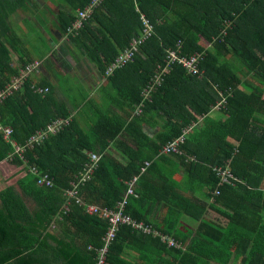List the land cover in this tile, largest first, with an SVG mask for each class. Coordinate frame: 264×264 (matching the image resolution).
<instances>
[{"label": "trees", "instance_id": "trees-1", "mask_svg": "<svg viewBox=\"0 0 264 264\" xmlns=\"http://www.w3.org/2000/svg\"><path fill=\"white\" fill-rule=\"evenodd\" d=\"M91 1L77 0L78 10H84ZM110 9L125 14V18L129 14L130 21L133 16L135 38L143 30L141 17L153 29L140 54L133 62L116 70L113 76L126 67L137 66L142 73L143 88L155 75L163 72L169 52L176 51L179 56L185 57L204 53L198 65V74L186 72L180 64H171L170 70L163 73L162 84L153 91L151 100L145 102L143 112L156 108L159 102L166 101L170 106L171 100L179 95L175 98L178 104L192 108L196 113L182 125H170L164 133L166 139L160 146L161 150L163 145L178 138L189 126L198 123L199 118L208 121L210 109L221 99L219 94H227L224 105L227 118L214 123L209 129L212 128L215 135H225L232 142L216 140L218 143H214L210 138L204 141L209 142L211 153L192 150L191 135L197 129H190L179 146L181 153L175 155H181L186 163L207 172L208 198L214 205L228 208L231 214L221 213L228 219L226 231L215 224L202 223L201 233L185 247L183 253L167 249L158 238L138 234L131 227L122 226L109 248L105 264H264V0H104L94 9L78 34L80 38L79 35L86 32L90 42L94 41L95 51H104L102 48L109 40L107 35L98 38V30L92 32L88 25L94 23L103 28L100 19L109 20L103 11L110 13ZM115 14L112 12L110 15L113 18ZM60 20L63 24L61 31L65 34L74 20L72 18L68 23L63 18ZM132 37L133 34L126 39V47ZM202 40L210 45H203ZM113 54L110 58H103L104 72L119 55L116 52ZM27 65L25 63L24 69ZM30 77L22 87H25V92H16V96L8 98L3 105L12 103L18 106L19 113L27 114L24 119L35 121V125L19 129L16 120H7L6 114L0 111V125L12 126L14 130L11 142L5 141L0 132V163L7 161L14 152L12 142L25 145L47 124L68 116L57 113L49 119L37 116L35 120V116L28 113V108L32 106L30 99L33 98L37 99L39 109L46 108L47 101L36 89H46L45 96L49 92L44 84L34 85ZM141 87L136 89L135 104L143 101ZM19 95L25 98V105L16 101ZM172 114H180V111L171 112L170 116ZM119 123L114 118L100 117L91 131L93 138L103 135L105 143L97 138L94 143L78 141L77 146L65 148L64 142L72 144L70 124L57 135L27 148L25 161L16 157L9 163L25 167L26 172L35 168L39 174L48 175L53 186L37 187L35 177L28 173L26 177L17 179L14 186L0 190V264H96V251L104 246L103 238L109 231V224L100 216L87 214L86 206L115 209L124 197L127 184L141 170V167L130 163L123 165L115 161L106 151L107 140H115L120 133L122 124ZM83 150L96 153L100 161L90 180L78 188L81 200L78 204L67 199L66 192L86 163ZM201 161H205L206 169L199 166L204 165ZM226 164L235 181L220 185L216 170H225ZM136 192L140 199L129 200L127 213L137 221L152 226L153 230L171 235L172 225L160 226L158 221L138 212L147 195L139 190ZM29 202L33 205L31 210ZM66 205L67 210L63 213ZM58 215L77 230L81 249L73 250L69 246L70 251L65 250L64 241H58L49 232L54 217ZM179 217L180 214H176L174 220ZM163 221L166 219H162L161 223ZM165 256L170 260H166Z\"/></svg>", "mask_w": 264, "mask_h": 264}, {"label": "crops", "instance_id": "crops-1", "mask_svg": "<svg viewBox=\"0 0 264 264\" xmlns=\"http://www.w3.org/2000/svg\"><path fill=\"white\" fill-rule=\"evenodd\" d=\"M76 1L0 0V91L19 76L25 63L40 61V72L32 75L30 79L34 85L44 84L49 89L46 96L41 95L47 104L46 108L39 109L36 106L38 105L37 99H30L32 106L28 108V113L35 116V120L37 116L49 119L57 113L68 115L66 117L71 116L72 137L70 139L72 144L70 146L64 142L65 148L77 146L78 141L82 143L93 141L94 143L97 138L105 143L103 135H95L93 138L91 127L98 118L107 116L120 122L119 125L122 124L117 138L107 140V153L123 165L130 163L137 168H142L146 163L151 164L136 186V191L139 190L147 195L145 203L138 209V212L150 220L158 221L160 226L172 225L171 235L163 234L156 229L155 231L172 239L177 243L178 248H169L159 237L151 235L153 238H158L167 249L183 253L185 247H188L190 242L198 237V233H201L202 223L209 222L226 231L228 219L221 213L231 214V212L228 208L214 205L213 201L208 198L210 188L206 186L209 182L207 172L200 171L196 169L198 167L186 163L181 155L179 157L175 154L163 155L159 151L166 139L164 133L170 125L172 123L182 125L196 114L195 111L179 105L178 100L175 99L178 95L171 100L170 106L166 101L159 102L156 108L152 107L147 112L135 115L134 111L139 103H134L137 96L136 89L143 85L139 67H126L110 77L105 76L102 67L104 57L110 58L114 52L118 55L126 47V39L132 34L131 40L135 38L132 32L133 16L130 21L129 14L125 18L123 17L125 14L112 11V9L109 10L110 13L103 11L109 19H100L103 28L94 23L91 26L88 25L92 32L98 30V38L107 35L109 40L102 48L104 51H95L94 41L90 42L86 32L79 35L80 38L78 37L80 31H78L73 38L65 39L66 32L73 23L67 28L65 34L61 31L63 24L60 23V18L67 23L72 18L76 20L77 13L80 11ZM112 12L116 13L113 18L110 15ZM100 30H102L101 35ZM201 43L205 46L210 45L204 40ZM24 89L25 87L17 93H24ZM219 95L221 99L210 109L207 117L209 120L203 121L204 118L201 117L198 123L189 126L192 130L197 129L191 135L192 150L211 153L209 142L204 141L210 138L214 143H218L216 140L232 142V139L225 135L223 137L222 134L215 135L212 133V128L209 129L214 123L227 118L225 107L221 109L215 107L223 97H226L225 101H227L228 96L227 94ZM7 99L0 101V111L6 114L7 120H16L19 129L35 125V121L29 118L24 119L27 114L19 113L18 106L12 103L3 105ZM16 101L25 105V98H22V95H19ZM167 110L171 111L167 112ZM175 111H180V114L170 116L171 112ZM0 126L12 128L9 125ZM213 136L216 138L212 139ZM82 153L86 155L85 166L89 161L88 155L94 152L83 150ZM190 161L193 162L192 158ZM201 163L204 165L199 166L206 169L205 161ZM227 167L228 164H226V169ZM25 169V167H16L6 161L0 163V190L14 186L17 179L24 178ZM136 193L138 198L135 200H139L140 195ZM28 206L30 210L33 208L30 202ZM62 212L64 213V210ZM176 214H180L178 220H174ZM162 219L166 221L161 223ZM49 232L58 241H64L65 250L70 251L69 246L73 250L81 249V240L77 238V230L72 225L63 222L60 215L54 217Z\"/></svg>", "mask_w": 264, "mask_h": 264}, {"label": "built area", "instance_id": "built-area-1", "mask_svg": "<svg viewBox=\"0 0 264 264\" xmlns=\"http://www.w3.org/2000/svg\"><path fill=\"white\" fill-rule=\"evenodd\" d=\"M103 1L104 0H92L91 3L84 10L79 11L77 13L76 20L66 32V40L76 36V33L82 29L84 23H86L90 19L94 12V9L100 6ZM141 22L143 26L141 35L132 39L129 42L128 46L107 66V69L104 72L106 77L112 76L116 70H119L126 64L133 62L135 57L140 54L143 45L152 36L153 29L149 22L144 17H141ZM203 55L204 53H196L190 57H185L179 56L176 51L169 52L166 59L165 69L163 70V72L158 75H155V77L150 81V83L146 84L145 87L142 89L141 98L143 99V101L137 104L134 111L135 115H140L143 113L145 102L151 100V95L153 91H156V89L162 84L163 73H167L168 70H170L171 64H180L186 72L190 74H198V65L202 60ZM40 65V61H34L31 64H28L11 84H9L6 88L0 91V101L11 97L16 92H19L30 76L40 72ZM46 91V89H36V92L40 94H43ZM225 102V98L223 97L215 108H224ZM70 123L71 116L66 118H57L53 120L50 124H48L45 129L39 130L35 134H33L28 139L25 145H19L16 142H12L14 152L9 155L6 162L12 163L16 157H18L21 161H25V152L27 148H31L35 144L41 143L51 135H56L60 133L66 127H68ZM189 130L190 128H188V130L183 131L178 138L163 145L160 150V153L163 155L180 154L181 151L179 150V146L184 142L185 134L188 133ZM0 132L2 133L4 140L11 142V136L14 133V130L12 128L0 126ZM88 157V163L84 166L75 183L71 184L70 190L66 192L67 199L74 200L78 204H81V200L78 197V188L90 180L91 176L93 175V172L96 170L98 163V155L90 153ZM150 167L151 164L146 163L141 168L139 175L134 177L127 184V189L124 194V197L122 201L117 204L115 209L100 208L95 205L86 206L87 214L100 216L101 218L105 219L109 224V231L107 234H105L106 236H104L103 238L104 246H102L103 248H101L100 250L96 251V264L106 263L109 248L112 245V242L115 240L117 233L119 232L122 226L131 227L135 232L140 234H148L159 237V239L162 242L166 243L169 248H178L177 243H175L172 239L153 230L152 226L144 223L143 221H137L129 213H127L129 200L138 198V195L136 193V186L138 184V181L141 176L146 174ZM25 173V177L28 175V173L35 177L37 187L51 188L53 186V182L49 178V176L46 174H39L35 168H30L29 171ZM216 174L218 175V178L220 180V185L230 184L231 182L235 181L233 177L228 173L227 169H217ZM216 195H218V192H216ZM67 205L63 208L64 213L66 212L65 210H67Z\"/></svg>", "mask_w": 264, "mask_h": 264}, {"label": "rangeland", "instance_id": "rangeland-1", "mask_svg": "<svg viewBox=\"0 0 264 264\" xmlns=\"http://www.w3.org/2000/svg\"><path fill=\"white\" fill-rule=\"evenodd\" d=\"M206 44V43H205Z\"/></svg>", "mask_w": 264, "mask_h": 264}]
</instances>
